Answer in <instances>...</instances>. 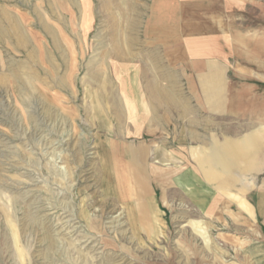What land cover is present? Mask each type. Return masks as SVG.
<instances>
[{
    "label": "rangeland",
    "instance_id": "374dc122",
    "mask_svg": "<svg viewBox=\"0 0 264 264\" xmlns=\"http://www.w3.org/2000/svg\"><path fill=\"white\" fill-rule=\"evenodd\" d=\"M49 2L0 0V264H264V128L243 171L196 173L225 187H131L97 126L107 94L95 86L121 82L124 11L137 22L148 0H89V27L83 0ZM150 195L163 216L139 229Z\"/></svg>",
    "mask_w": 264,
    "mask_h": 264
},
{
    "label": "crops",
    "instance_id": "0c3cea01",
    "mask_svg": "<svg viewBox=\"0 0 264 264\" xmlns=\"http://www.w3.org/2000/svg\"><path fill=\"white\" fill-rule=\"evenodd\" d=\"M50 2L49 11L61 8ZM145 9L139 25L124 11L123 35L115 41L121 82L95 86L107 94L98 111L106 119L97 126L113 134L108 146L116 171L132 173L131 187H225L210 182L218 176L196 173L243 171L235 166L259 145L253 142L264 128V1L148 0ZM91 10L83 0L85 27ZM2 12L9 29L23 32L10 9ZM41 21L51 43L60 38ZM196 176L201 185L180 183ZM150 199L138 208L139 229L163 216L150 211Z\"/></svg>",
    "mask_w": 264,
    "mask_h": 264
}]
</instances>
